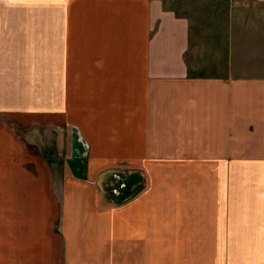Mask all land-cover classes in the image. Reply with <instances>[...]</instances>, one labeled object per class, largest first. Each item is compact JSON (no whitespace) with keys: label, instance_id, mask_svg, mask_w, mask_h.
Returning a JSON list of instances; mask_svg holds the SVG:
<instances>
[{"label":"crops","instance_id":"crops-1","mask_svg":"<svg viewBox=\"0 0 264 264\" xmlns=\"http://www.w3.org/2000/svg\"><path fill=\"white\" fill-rule=\"evenodd\" d=\"M230 2L0 0V264H264V0Z\"/></svg>","mask_w":264,"mask_h":264},{"label":"rangeland","instance_id":"rangeland-1","mask_svg":"<svg viewBox=\"0 0 264 264\" xmlns=\"http://www.w3.org/2000/svg\"><path fill=\"white\" fill-rule=\"evenodd\" d=\"M176 2L180 1V0H175ZM196 1V3L198 5H200L202 8H209L211 7L213 9V7L218 10L219 7H222L224 9H229L228 5L231 3V0H211V2L209 0H194ZM225 1H227V3H225ZM36 88H37V93L41 95L40 98H36L34 100H32L31 105H33L31 108H42L43 105V99H42V94L44 91V84H35ZM43 113L44 111H36V114L33 115L35 116V118L40 119L43 118ZM23 115H14L11 113H0V119H2L3 121H5L6 123H12V122H19L18 118L20 117V121ZM55 135V133L53 132V136ZM59 141V140H58ZM120 171H123L120 170ZM124 172V171H123Z\"/></svg>","mask_w":264,"mask_h":264},{"label":"built area","instance_id":"built-area-1","mask_svg":"<svg viewBox=\"0 0 264 264\" xmlns=\"http://www.w3.org/2000/svg\"><path fill=\"white\" fill-rule=\"evenodd\" d=\"M110 179L113 181V184L110 187L109 192L115 196H120L123 189L127 187L125 173L123 171H112Z\"/></svg>","mask_w":264,"mask_h":264},{"label":"trees","instance_id":"trees-1","mask_svg":"<svg viewBox=\"0 0 264 264\" xmlns=\"http://www.w3.org/2000/svg\"><path fill=\"white\" fill-rule=\"evenodd\" d=\"M129 177L127 179V190L125 192V196L127 195L130 197V196L135 194V191L132 189V187L136 186L137 182H139V185H141L140 183L142 181V177L140 175H137V174H132ZM121 195L122 196L118 200L119 202H122L125 199L124 194L122 193Z\"/></svg>","mask_w":264,"mask_h":264}]
</instances>
